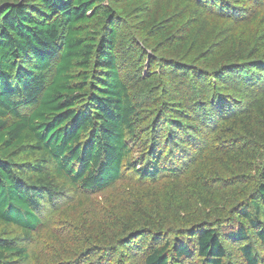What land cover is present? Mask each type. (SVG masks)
Masks as SVG:
<instances>
[{"label":"trees","instance_id":"obj_1","mask_svg":"<svg viewBox=\"0 0 264 264\" xmlns=\"http://www.w3.org/2000/svg\"><path fill=\"white\" fill-rule=\"evenodd\" d=\"M257 18L225 0H0V228L20 232L0 231V264H25L41 204L65 190L95 194L130 171L153 182L171 172L161 165L168 145L181 149L199 131L191 125L207 121L206 109L231 105L235 74L264 63V41L249 35ZM144 91L147 100L137 101ZM236 116L216 128L249 165L264 140V93L251 115ZM133 150L143 152L139 168ZM193 169L165 192L167 206H159L167 211H137L135 230L108 254L118 250L121 263L135 253L141 264H175L195 253L204 264H225L217 227L202 220L185 227L170 209L194 196L210 206L207 173ZM250 178L254 200L239 209L248 227L232 225L226 236L245 264H258L249 238L264 248V157ZM183 230L187 238L171 239Z\"/></svg>","mask_w":264,"mask_h":264},{"label":"rangeland","instance_id":"obj_2","mask_svg":"<svg viewBox=\"0 0 264 264\" xmlns=\"http://www.w3.org/2000/svg\"><path fill=\"white\" fill-rule=\"evenodd\" d=\"M225 3L231 4L239 14L255 13L258 18L249 26L251 27L249 35L257 42L264 41V9L260 0H250L247 8L246 5L238 6L230 0H225ZM218 6L216 4L214 9ZM231 18H234L232 11L229 12V17H226L229 26L233 24L230 23ZM130 67L131 65L127 66L131 73ZM235 76L233 80L235 83L239 82V85L234 96L229 98L231 105H227L225 111L220 106L212 110L206 109L207 121L204 125L197 123L191 125L199 131L183 137L186 143L181 149L175 151L174 144L171 147L168 145L167 158L161 165L168 166L171 172H164L153 182L141 180L130 171L119 182L99 193L87 194L65 190L55 202L42 203L41 225L32 233L27 243V253L30 256L25 264H141L138 258H135L137 256L135 253L131 254L134 260L122 263L118 250L114 254L108 253L117 248V239H125L135 230L133 218L136 212L147 210L149 213H156L160 210L159 205L167 206L164 203L169 200L163 201L164 197L169 198L165 192L175 182L185 183L186 178L194 172L193 168H196L199 175L201 171L207 173L203 182L210 190V206L205 207L194 196L185 208L171 201L170 209L174 213L179 212L178 216L182 218L180 223L183 226L202 220L217 227L220 240L227 252L224 263L245 264L237 250L240 245L227 237L226 232L232 225L237 227V224H242L248 227V224L241 221L239 209L246 208L250 201L254 200L250 176L254 175V169H258L264 157V140H260L261 150L257 160L248 165L241 155L234 156L236 155L232 149L235 148L232 147L234 143L223 142L225 134L218 132L220 128H216V122L239 114L251 115L252 109L264 93V63L256 62L252 70ZM252 85H255V88ZM146 98L145 91L137 94V101L147 100ZM219 134L221 139L218 138ZM138 136L140 137V134ZM141 153L143 152L138 150H133L132 153L131 161L136 163L137 168L144 163L139 160ZM164 211H167L166 208L161 212ZM193 215L197 218L192 220L190 216ZM128 228L132 230L129 232ZM0 231L10 237L20 235L19 231L11 227L4 228V231L0 228ZM186 234L187 232L183 230L175 232L170 237L172 240L175 237L187 238ZM249 241L259 249L258 264H264V248H260L259 241L253 235ZM175 264L204 263L192 253L189 258Z\"/></svg>","mask_w":264,"mask_h":264}]
</instances>
